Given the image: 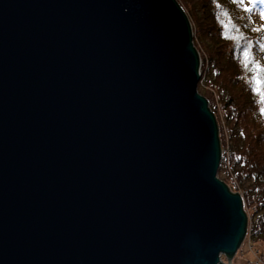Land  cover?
I'll return each instance as SVG.
<instances>
[{"label": "water", "instance_id": "95a60500", "mask_svg": "<svg viewBox=\"0 0 264 264\" xmlns=\"http://www.w3.org/2000/svg\"><path fill=\"white\" fill-rule=\"evenodd\" d=\"M200 68L176 0H0V264H231Z\"/></svg>", "mask_w": 264, "mask_h": 264}, {"label": "trees", "instance_id": "16d2710c", "mask_svg": "<svg viewBox=\"0 0 264 264\" xmlns=\"http://www.w3.org/2000/svg\"><path fill=\"white\" fill-rule=\"evenodd\" d=\"M178 1L204 52L198 93L220 128L218 174L251 208L249 237L264 250V0Z\"/></svg>", "mask_w": 264, "mask_h": 264}, {"label": "rangeland", "instance_id": "374dc122", "mask_svg": "<svg viewBox=\"0 0 264 264\" xmlns=\"http://www.w3.org/2000/svg\"><path fill=\"white\" fill-rule=\"evenodd\" d=\"M176 2L180 5V3H179L178 0H176ZM185 14L187 15L186 12H185ZM187 18L189 19L188 15H187ZM254 19L256 21H260L261 16L258 15V14H255ZM189 22H190V25L192 27L193 26V23L191 22L190 19H189ZM194 30L195 29H193V27H192L193 41H194V34H195V31ZM196 50H197V48H196ZM198 50H197L198 51V55H199V57L201 59V57L204 55V52L202 53V51L199 48V46H198ZM198 87H197V91H199L200 85H198ZM218 127H219V125H218ZM219 131H220V128H219ZM220 165H221V163H220ZM228 168H229V165H228ZM217 177L221 181L223 179L224 180L226 179V175L224 173H222L221 175L218 174ZM234 182H235V180H234ZM229 184H230V181L227 180V184L226 185L229 186ZM239 195H241V194H239ZM243 211L246 214L247 220H248V223H247V232H246V236H245L243 242L241 243V246L237 250V253L231 259V264H264V255L262 254V252H264V250L262 248H260V246L255 245V243H253L251 241L250 237H249V235H250L249 232H250V230L252 228V223H253L252 210H251V208H248L246 205L244 206V203H243ZM220 261L222 263H224V264H227V259H226L225 256H221L220 257Z\"/></svg>", "mask_w": 264, "mask_h": 264}, {"label": "snow or ice", "instance_id": "6c2138e0", "mask_svg": "<svg viewBox=\"0 0 264 264\" xmlns=\"http://www.w3.org/2000/svg\"><path fill=\"white\" fill-rule=\"evenodd\" d=\"M249 2H251V0H249Z\"/></svg>", "mask_w": 264, "mask_h": 264}]
</instances>
